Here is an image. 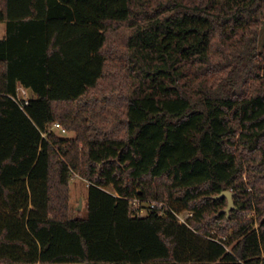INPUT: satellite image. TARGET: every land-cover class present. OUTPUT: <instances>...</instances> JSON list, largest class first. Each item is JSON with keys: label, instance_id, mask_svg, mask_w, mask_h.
I'll return each mask as SVG.
<instances>
[{"label": "trees", "instance_id": "obj_1", "mask_svg": "<svg viewBox=\"0 0 264 264\" xmlns=\"http://www.w3.org/2000/svg\"><path fill=\"white\" fill-rule=\"evenodd\" d=\"M0 22V264H264V0H0Z\"/></svg>", "mask_w": 264, "mask_h": 264}, {"label": "rangeland", "instance_id": "obj_2", "mask_svg": "<svg viewBox=\"0 0 264 264\" xmlns=\"http://www.w3.org/2000/svg\"><path fill=\"white\" fill-rule=\"evenodd\" d=\"M6 32H7L6 23L0 22V39L4 37ZM263 42H264V24L261 29V43ZM65 135H72V132H69ZM244 176L246 177V173L244 174ZM107 189L113 191L112 186H107ZM228 190L233 191L232 189H228ZM70 193H71V200H70L71 215L74 217H85L87 215L89 181L86 178H83L78 173L75 174V177H73L70 183ZM164 201L165 200H158V199H152L145 202L140 201L138 205H135L134 207L140 211V215H146L149 212L150 208H153L154 202L162 203ZM259 224L260 222L257 221L256 226H258ZM64 264H76V263H64Z\"/></svg>", "mask_w": 264, "mask_h": 264}, {"label": "built area", "instance_id": "obj_3", "mask_svg": "<svg viewBox=\"0 0 264 264\" xmlns=\"http://www.w3.org/2000/svg\"><path fill=\"white\" fill-rule=\"evenodd\" d=\"M18 97H19V99L25 100L21 104V107H24L25 104H28L29 98L31 97L30 93H29V89L25 88V87H20L18 90ZM52 128L60 134H67L68 133L67 128L61 122H58V121H56L53 124ZM139 202H140V200L138 198L132 199V213L134 215H140V211L134 207L135 205H138ZM157 205H160L161 207H163L166 204H165V202H162V203L154 202L153 203V207H155ZM175 214H176V217L180 223H188V217L192 216L193 212L192 211L175 212Z\"/></svg>", "mask_w": 264, "mask_h": 264}, {"label": "water", "instance_id": "obj_4", "mask_svg": "<svg viewBox=\"0 0 264 264\" xmlns=\"http://www.w3.org/2000/svg\"><path fill=\"white\" fill-rule=\"evenodd\" d=\"M29 93H30L31 97L34 95V92H33L32 88H29ZM221 196H227L228 197L229 203H228V206L226 207L225 210L229 212L230 209L235 205L234 204V199H233V191H230V190L226 189V190H223L218 195H216V197H221Z\"/></svg>", "mask_w": 264, "mask_h": 264}, {"label": "crops", "instance_id": "obj_5", "mask_svg": "<svg viewBox=\"0 0 264 264\" xmlns=\"http://www.w3.org/2000/svg\"><path fill=\"white\" fill-rule=\"evenodd\" d=\"M5 35H6V34H5ZM5 35H4V36H5Z\"/></svg>", "mask_w": 264, "mask_h": 264}]
</instances>
